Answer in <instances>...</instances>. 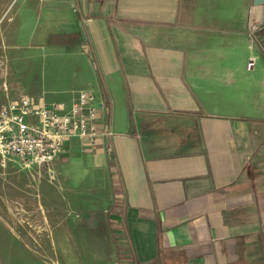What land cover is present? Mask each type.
Returning a JSON list of instances; mask_svg holds the SVG:
<instances>
[{"label": "crops", "instance_id": "crops-1", "mask_svg": "<svg viewBox=\"0 0 264 264\" xmlns=\"http://www.w3.org/2000/svg\"><path fill=\"white\" fill-rule=\"evenodd\" d=\"M45 1L22 2L17 13L40 24L41 37L19 22L14 34L20 52L24 38L54 40L49 84L32 77L39 60L23 71L22 58L16 74H27L26 87L6 84L0 97L68 105L90 91L103 104L94 142L70 138L47 166L80 210L69 214L85 250L75 264H264L262 8L254 0Z\"/></svg>", "mask_w": 264, "mask_h": 264}, {"label": "rangeland", "instance_id": "rangeland-1", "mask_svg": "<svg viewBox=\"0 0 264 264\" xmlns=\"http://www.w3.org/2000/svg\"><path fill=\"white\" fill-rule=\"evenodd\" d=\"M22 2L28 9L47 6L45 0H0V88L4 93L8 84L16 81L19 88L26 87L27 74H16L22 58L23 71L31 70L32 59L35 64L39 60L42 66L34 70L32 77L37 84H49L48 58L54 40L37 39L41 37V25L34 26L31 18L17 14ZM16 22L29 30V37L33 32L37 36L34 41H20L28 46L21 51L24 54L17 50L20 45L14 34ZM6 98L0 97V106ZM53 183L47 167L0 166V264H75L84 254L78 228L69 215L71 210L79 215L80 210L70 209L66 193Z\"/></svg>", "mask_w": 264, "mask_h": 264}, {"label": "built area", "instance_id": "built-area-1", "mask_svg": "<svg viewBox=\"0 0 264 264\" xmlns=\"http://www.w3.org/2000/svg\"><path fill=\"white\" fill-rule=\"evenodd\" d=\"M259 26L248 28L251 42H255ZM253 61L248 64V69ZM95 105L90 91H80L70 104L48 103L21 95L0 106V166L38 168L49 166L60 154L64 143L72 137L90 138L94 142L98 132L94 125ZM110 136L109 131L103 132Z\"/></svg>", "mask_w": 264, "mask_h": 264}, {"label": "water", "instance_id": "water-1", "mask_svg": "<svg viewBox=\"0 0 264 264\" xmlns=\"http://www.w3.org/2000/svg\"><path fill=\"white\" fill-rule=\"evenodd\" d=\"M254 5L262 8V21L264 22V0H254Z\"/></svg>", "mask_w": 264, "mask_h": 264}]
</instances>
